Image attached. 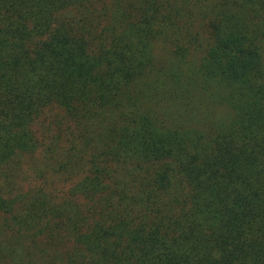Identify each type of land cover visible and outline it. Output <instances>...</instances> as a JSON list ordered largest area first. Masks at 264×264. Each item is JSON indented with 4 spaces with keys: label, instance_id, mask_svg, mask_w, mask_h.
Returning <instances> with one entry per match:
<instances>
[{
    "label": "trees",
    "instance_id": "trees-1",
    "mask_svg": "<svg viewBox=\"0 0 264 264\" xmlns=\"http://www.w3.org/2000/svg\"><path fill=\"white\" fill-rule=\"evenodd\" d=\"M0 264H264V0H0Z\"/></svg>",
    "mask_w": 264,
    "mask_h": 264
},
{
    "label": "rangeland",
    "instance_id": "rangeland-1",
    "mask_svg": "<svg viewBox=\"0 0 264 264\" xmlns=\"http://www.w3.org/2000/svg\"><path fill=\"white\" fill-rule=\"evenodd\" d=\"M27 183H28V182H25L23 185L26 186Z\"/></svg>",
    "mask_w": 264,
    "mask_h": 264
}]
</instances>
